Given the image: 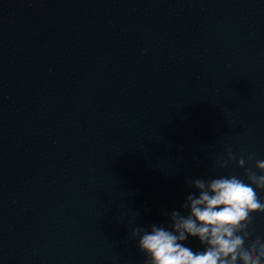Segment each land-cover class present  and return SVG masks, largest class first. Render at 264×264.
<instances>
[{
	"label": "water",
	"instance_id": "95a60500",
	"mask_svg": "<svg viewBox=\"0 0 264 264\" xmlns=\"http://www.w3.org/2000/svg\"><path fill=\"white\" fill-rule=\"evenodd\" d=\"M229 149L264 153V0H0V264H143Z\"/></svg>",
	"mask_w": 264,
	"mask_h": 264
},
{
	"label": "clouds",
	"instance_id": "9594fccd",
	"mask_svg": "<svg viewBox=\"0 0 264 264\" xmlns=\"http://www.w3.org/2000/svg\"><path fill=\"white\" fill-rule=\"evenodd\" d=\"M233 159L237 168L227 174L190 178L180 206L162 213L166 220L132 228L143 264H264V232L253 223L264 206V153L252 168L231 149L216 163L226 168Z\"/></svg>",
	"mask_w": 264,
	"mask_h": 264
}]
</instances>
